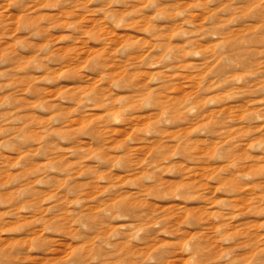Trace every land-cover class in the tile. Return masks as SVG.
Masks as SVG:
<instances>
[{
    "label": "rangeland",
    "instance_id": "obj_1",
    "mask_svg": "<svg viewBox=\"0 0 264 264\" xmlns=\"http://www.w3.org/2000/svg\"><path fill=\"white\" fill-rule=\"evenodd\" d=\"M0 264H264V0H0Z\"/></svg>",
    "mask_w": 264,
    "mask_h": 264
}]
</instances>
